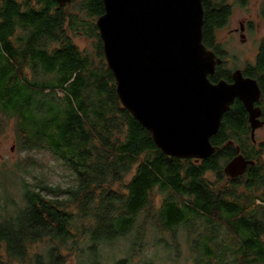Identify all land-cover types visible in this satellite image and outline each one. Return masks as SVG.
Returning <instances> with one entry per match:
<instances>
[{"label": "trees", "instance_id": "16d2710c", "mask_svg": "<svg viewBox=\"0 0 264 264\" xmlns=\"http://www.w3.org/2000/svg\"><path fill=\"white\" fill-rule=\"evenodd\" d=\"M247 1L233 4L243 7ZM202 7V43L210 49L232 5L203 0ZM103 12L102 0H74L64 7L53 0H0V131L10 125L17 150L28 155L15 163V181L2 178L18 193L14 198L4 190L0 204V250L7 262L66 264L73 257L77 264H100L105 246L131 235L132 245L140 244L143 229L134 231L135 222L157 188L166 197L152 217L162 232L188 231L195 264H264V208L252 195L262 183L261 148L254 150L244 132L243 108L227 112L210 140L215 151L209 158L164 155L116 95L95 26ZM71 33L93 41L97 66ZM259 60L261 71L253 78L264 97V49ZM238 131L244 132L240 138ZM227 139L254 161L235 179L223 173L235 155L233 146L225 148ZM34 151L49 152L71 172L73 183L63 188L32 175ZM209 173L214 182L206 179ZM40 244L42 250L33 252Z\"/></svg>", "mask_w": 264, "mask_h": 264}, {"label": "water", "instance_id": "95a60500", "mask_svg": "<svg viewBox=\"0 0 264 264\" xmlns=\"http://www.w3.org/2000/svg\"><path fill=\"white\" fill-rule=\"evenodd\" d=\"M64 7L72 0H53ZM203 0H102L95 21L103 56L120 104L168 157L195 162L215 151L210 140L237 98L252 130L260 127L254 108L260 91L239 71L232 84H212L220 64L202 43ZM254 161L233 157L224 167L230 179Z\"/></svg>", "mask_w": 264, "mask_h": 264}, {"label": "rangeland", "instance_id": "374dc122", "mask_svg": "<svg viewBox=\"0 0 264 264\" xmlns=\"http://www.w3.org/2000/svg\"><path fill=\"white\" fill-rule=\"evenodd\" d=\"M18 1L23 2V0ZM230 3L232 5L230 21L227 28L217 34V39L223 42L227 51L231 52L232 56H234L228 65L230 67H241L245 62H254L259 41L264 39V0H249L245 8L234 5L233 0H230ZM76 10L77 8L73 11ZM240 21L252 22V25L255 26L245 42H241L237 34L234 37L233 35H231V38L228 37V31L231 28L237 27ZM70 35L77 48L94 58V65L97 66L98 60L95 59L93 41L84 36H77L72 33ZM255 140L258 144L256 145V149L261 148L259 152L261 154L260 159L263 165V173L262 183L259 187L252 189V195L256 198V204L264 208V127L255 132ZM29 155L36 162V165L30 169L32 175H37L38 177L44 176L48 183L60 185L63 188L73 183L71 172L49 152L34 151ZM27 156L25 152L17 150L12 127L7 125L2 132L0 131V204L2 195L5 192L4 190L14 198L18 196L15 184L9 182L3 184L2 178H9L15 181L18 174L15 173L13 175V172H15L13 167L18 160ZM129 179L130 176L126 178L125 183ZM206 179L209 182H214L216 176L213 173H209L206 175ZM118 189L123 191L120 186ZM243 190L244 188L240 187L237 192H242ZM165 197V193L160 192L157 188L153 189L149 199V206L138 215L134 231L138 228L139 231L143 229L140 244L132 245L133 235H131L126 241H117L118 243L116 242L111 246H105L101 250L100 264H115L123 259L128 261L126 264H195L196 247L193 237L190 236L188 231L181 227L173 235L162 232L158 227L159 223L152 217V213L160 207ZM218 236L221 238L223 232L219 231ZM262 241L264 242V235ZM42 247L41 244L34 246L32 251L37 252L38 250H42ZM0 251L2 264H19L8 263L5 254L2 250ZM66 264H77V262L75 258L71 257L67 259Z\"/></svg>", "mask_w": 264, "mask_h": 264}, {"label": "flooded vegetation", "instance_id": "af4514ba", "mask_svg": "<svg viewBox=\"0 0 264 264\" xmlns=\"http://www.w3.org/2000/svg\"><path fill=\"white\" fill-rule=\"evenodd\" d=\"M73 1L74 0H72L69 4H66V6L67 5L68 6H72V2ZM248 2H249V0L247 1V4H245L242 8H245L248 5ZM229 3H230V0H229ZM231 10H232V8H231ZM231 13H232V11H231ZM230 17H231V15L229 16V18H228V20H227V22L225 23L224 26L216 29L214 31V33H213V35H214L213 36L214 37V42H213L212 47H210V49H208V50L211 51L212 53H214V55L216 56V59L217 60H220V64H218V65L215 66L214 74L212 76H209V77H212L211 81L210 80L209 81L212 84H216V83H218L220 81H224V82H226L228 84H232V82H233L232 81V75L236 71H239L241 73V76L243 78H245V79H252V80H255L256 81L257 86H258L259 91H260V94H259V97H258L257 101L254 103L253 106H254V108H258L259 111H260V116L258 117V124L259 123H262V125L260 127L256 128L255 130H252L251 125L249 123L248 113L245 110L243 104L237 98L234 99V101L230 105L228 111L230 110L231 107H233L235 105L241 106L243 108L245 120L247 122L246 129L244 130V132H246V134L249 136V139L251 141V144L253 145V149L257 151L256 145H258V144L256 143V140H255V132L258 129H261V128L264 127V110H263V108H264V97H263V93H262V88L260 86L261 83L258 80L257 76H254L255 78H253V73L258 71V68H259V65H260L259 64V61H260L259 58H260V55L262 53V50L264 49V39H262V40L259 41V44H258L257 49H256L257 52L255 54V58H254V62L253 63L245 62L244 64L241 65V67H236V66L230 67V65H228V64H229L231 58H234V56H232L231 52L227 51L226 46L224 45V43L217 39V34L219 32H221L222 30H224V29L227 28L228 23L230 21ZM254 28H255V26L252 25V22L240 21L239 22V25L237 27L231 28L228 31V37L231 38L232 37L231 35H233V37H234L237 34L239 36V38H240V41L241 42H245L246 39H247V37L250 36L251 30L253 31ZM259 70H260V68H259ZM262 82L264 83V81H262ZM263 87H264V85H263ZM227 112H225L223 114V116H222L221 123H220V126L218 128L217 133L221 130V124H222L223 120L225 119V115H227ZM217 133H216V135H217ZM243 133H241V132L238 131L235 134V137L236 138H240L243 135ZM224 146H225V148H229V147H232L233 146V148L235 150V155L233 157H235L237 155H241V156L244 157V159L250 160V158H248L247 156H244V152H243L244 150L240 147L239 144H236L233 139H227V142L225 143ZM254 150H252V151L254 152ZM232 158H230L229 160H227V162L225 163V166L228 164V162ZM224 167H223V169H224ZM248 167L249 166H247L245 172L241 176H244L246 174ZM241 176H238V177H241ZM225 177L227 179H230L226 175H225ZM238 177H236V178H238Z\"/></svg>", "mask_w": 264, "mask_h": 264}]
</instances>
